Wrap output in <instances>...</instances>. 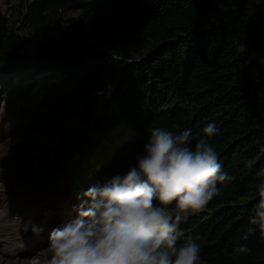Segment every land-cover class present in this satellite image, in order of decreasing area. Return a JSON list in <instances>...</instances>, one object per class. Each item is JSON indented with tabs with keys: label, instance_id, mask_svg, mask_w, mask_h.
<instances>
[{
	"label": "trees",
	"instance_id": "trees-1",
	"mask_svg": "<svg viewBox=\"0 0 264 264\" xmlns=\"http://www.w3.org/2000/svg\"><path fill=\"white\" fill-rule=\"evenodd\" d=\"M23 10L29 34L77 12L67 20V37L33 48L0 15L1 79L29 80L43 68L50 78L65 79L80 68L90 75L89 90L70 99L81 125L94 124L92 138L74 142L79 157L67 164L72 185L86 161L92 180L94 170L124 172L153 127L191 128L195 140L215 120L219 132L208 142L232 180L181 224L182 243H198L200 264H264V229L242 239L264 173V0H28ZM26 49L39 66L25 75V65L10 61ZM16 87L20 96L30 89L24 82ZM27 121L31 129L45 126L41 111ZM70 145L56 148L52 162H61ZM242 243L247 251L234 252Z\"/></svg>",
	"mask_w": 264,
	"mask_h": 264
},
{
	"label": "clouds",
	"instance_id": "clouds-1",
	"mask_svg": "<svg viewBox=\"0 0 264 264\" xmlns=\"http://www.w3.org/2000/svg\"><path fill=\"white\" fill-rule=\"evenodd\" d=\"M218 132L215 120L195 140L191 128L153 127L134 164L77 193L75 217L49 231L38 264H200L198 243L178 240L189 214L203 210L232 180L208 142ZM256 192L244 240L264 229V173ZM17 219L18 235L44 231L31 218ZM246 251L243 243L234 249Z\"/></svg>",
	"mask_w": 264,
	"mask_h": 264
},
{
	"label": "rangeland",
	"instance_id": "rangeland-1",
	"mask_svg": "<svg viewBox=\"0 0 264 264\" xmlns=\"http://www.w3.org/2000/svg\"><path fill=\"white\" fill-rule=\"evenodd\" d=\"M26 1L28 2V0H0V15H4L5 20L10 23L8 31L11 30L14 36L23 39L24 47L33 48L39 42L48 39L54 40L63 36L67 37L66 34L69 32L67 20L76 16L77 12L62 13V16L53 23V26H48L46 29L36 28L37 32L29 34L33 28L29 27L23 19V9ZM31 40H37L38 42L33 43ZM20 55H22L21 59L20 56L10 58L12 60L10 62L15 64L18 60L20 66L25 65V75L29 70L39 66L37 60L31 58L30 51L27 52V49ZM63 69L64 66H61L59 70L61 74H64ZM6 70L8 69L6 68ZM46 71V68L40 69L38 73L32 74L29 80L14 77L7 80L6 83L0 81V123L3 125V131L0 134V181L3 183V190H0V194H3L2 200L6 206L0 212L5 214L4 221L10 227L11 233L19 240L27 243L25 245L21 243V249H28L33 254L39 243L32 240L34 235L30 234V230L20 232L18 235V216L24 219L31 218L36 224L47 223L50 220L48 218L50 216H44V210H49L53 203L69 199V192L66 186L62 184L64 179L60 177V172L66 163L78 158L75 143L85 138H92L91 134L94 133V124L85 127L81 125V112L76 106L72 105L70 100L76 92L89 90V73L80 68L63 79L62 77L50 78L48 74H42ZM4 74H9V72ZM34 78V82H31V79ZM21 82H24L25 86L29 85L28 97L25 99L18 95L15 99L9 98L5 92L11 87L19 86ZM54 101L55 103H53ZM39 104L40 107L37 108ZM43 104H51L52 107H57L56 109L59 111L47 113L45 112L46 109L41 108ZM36 111H41L42 123L45 126L31 129L30 127L18 125L16 129L11 130L12 133H9L10 128L6 127L8 121L3 116L5 112H10L14 120L24 123L26 122L24 119L31 117ZM98 114L99 112L96 116ZM69 144H71V149L68 155L65 157L59 171L50 175V179H53V181H50L46 178V175L54 166L52 156L55 149L69 146ZM72 151L73 153H71ZM85 165L90 169L92 168L91 162L86 161ZM98 175L97 179L99 180L111 176L109 172H99ZM79 179L80 173L78 181ZM47 199L49 200L46 201ZM26 206H28L27 209L24 208ZM20 210L22 212L17 213ZM55 220L61 221L63 217H56ZM183 241V237L180 236L178 243L181 244ZM42 254L43 251L30 259L8 258V260L0 254V264H38L37 261H39Z\"/></svg>",
	"mask_w": 264,
	"mask_h": 264
},
{
	"label": "bare ground",
	"instance_id": "bare-ground-1",
	"mask_svg": "<svg viewBox=\"0 0 264 264\" xmlns=\"http://www.w3.org/2000/svg\"><path fill=\"white\" fill-rule=\"evenodd\" d=\"M50 113V112H49ZM99 140H105L103 138H98ZM117 167V166H116ZM70 171L68 170L66 172V174L63 176V182L62 184H64L67 188V190H72L73 185L71 183V181H69V173ZM39 186V185H38ZM38 188V187H37ZM35 189V188H34ZM4 216L0 213V227L4 226ZM44 226V231L36 236L34 235L32 240H35L37 243H39V248H41V243L40 241H46L47 242V238L45 237L46 234L49 233V231L53 228L56 227V224H50V222L48 221L47 223H42ZM0 249H2L3 254H4V258L6 260H8V257H13V256H18L19 254L23 253L22 250H20V247L18 246V242L17 240L12 241L11 243L5 245V244H1V238H0Z\"/></svg>",
	"mask_w": 264,
	"mask_h": 264
},
{
	"label": "water",
	"instance_id": "water-1",
	"mask_svg": "<svg viewBox=\"0 0 264 264\" xmlns=\"http://www.w3.org/2000/svg\"><path fill=\"white\" fill-rule=\"evenodd\" d=\"M111 91H113V88H110L106 93H103L104 97H103V99L100 100L99 103H102L103 104L106 101V99H107V97H108V95H109V93Z\"/></svg>",
	"mask_w": 264,
	"mask_h": 264
}]
</instances>
